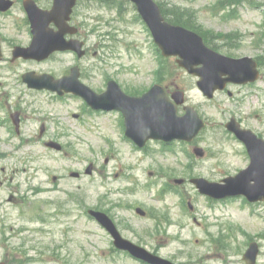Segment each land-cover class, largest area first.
<instances>
[{
  "label": "rangeland",
  "instance_id": "1",
  "mask_svg": "<svg viewBox=\"0 0 264 264\" xmlns=\"http://www.w3.org/2000/svg\"><path fill=\"white\" fill-rule=\"evenodd\" d=\"M159 1L194 15L199 31L208 40L221 42L220 52L264 62V19L259 10L242 4L232 16L231 6L224 11L219 0ZM77 8L81 39L85 37L91 47L103 46L96 57L91 54L79 60L72 53H61L43 62H12L13 47L28 45L32 35L22 3L0 12L4 53L0 60V175L7 179L0 184V261L144 264L114 250L109 233L85 214L86 209L99 208L114 218L124 238L171 264H247L243 255L251 241L260 245L255 264H264V202L254 206L241 200L211 202L189 180L199 176L220 180L249 164L244 145L225 124L232 116L241 117L244 127L264 137V77L257 90L233 87L234 98L218 93L208 100L198 89L196 77L180 69L174 58L159 56L149 29L131 5L122 4L121 14L95 1L82 0ZM227 34L234 36L224 43ZM75 64L90 70L83 81L100 92L108 78L133 94L159 80L178 85L208 126L191 143L153 141L140 150L125 140L116 112L91 117L83 114L82 100L32 90L21 80L28 70L60 76ZM16 110L23 118L19 134L8 122ZM43 122L48 131L39 137ZM49 139L64 145V152L48 149L44 143ZM193 146L203 148L204 156H196ZM91 164L93 173L87 175ZM72 171L82 176L71 178ZM182 178L184 183L175 182ZM138 206L148 214H138Z\"/></svg>",
  "mask_w": 264,
  "mask_h": 264
},
{
  "label": "water",
  "instance_id": "2",
  "mask_svg": "<svg viewBox=\"0 0 264 264\" xmlns=\"http://www.w3.org/2000/svg\"><path fill=\"white\" fill-rule=\"evenodd\" d=\"M133 1L137 3L140 14L151 29L163 54L179 56L177 61L181 66L190 73L199 75L201 79L198 85L207 96L213 97L214 91L217 88H224L227 81L246 82L256 78V62L252 58L234 59L222 55L207 47L202 36L197 32L165 20L160 6L154 0ZM75 3L76 0H54V7L51 10H44L39 8L34 0H26L25 6L32 23L34 39L28 48L16 47L14 58L23 56L43 60L56 50L67 49L79 51L82 55L84 53L81 49L82 42L78 40L67 42L64 38L67 32L76 31V28L68 25ZM10 6V1L2 0L0 9L7 10ZM53 22L58 30L50 27ZM78 77V67L72 68L71 75L60 80L54 79L49 74L36 75L34 72H29L23 75L24 81L32 88H47L59 93L64 90L74 91L96 109L121 108L127 116L128 135L140 145H143L149 137L192 140L204 126L203 120L191 106L186 107L187 114L179 116L177 105L159 85H155L141 97H133L124 94L115 81H110L108 91L97 95L81 83ZM173 97L177 103L184 102L183 91H176ZM13 118L18 124V115L15 114ZM227 127L246 143L252 159L251 165L236 176L226 178L224 184L209 182L206 179L193 181L202 192L216 198L245 194L251 200L264 199V140L257 138L252 131L242 129L235 120L228 123ZM49 145L60 148L55 143ZM196 152L202 154L201 149H196ZM88 172H91V168ZM72 175L77 176L78 173ZM92 214L111 232L118 248L129 250L135 257L153 264H169L166 260L124 238L105 213L92 211ZM258 252L257 243L252 242L245 254L248 264L256 263Z\"/></svg>",
  "mask_w": 264,
  "mask_h": 264
},
{
  "label": "trees",
  "instance_id": "3",
  "mask_svg": "<svg viewBox=\"0 0 264 264\" xmlns=\"http://www.w3.org/2000/svg\"><path fill=\"white\" fill-rule=\"evenodd\" d=\"M243 2H246L252 6L264 8V0H221L219 3L223 8H225L232 5H240ZM163 11L166 17L173 23L182 24L186 27L199 30L192 19L194 15H190L189 11L180 10L175 7L169 9L164 7ZM226 38H229V35H227ZM216 43L219 44V42Z\"/></svg>",
  "mask_w": 264,
  "mask_h": 264
},
{
  "label": "flooded vegetation",
  "instance_id": "4",
  "mask_svg": "<svg viewBox=\"0 0 264 264\" xmlns=\"http://www.w3.org/2000/svg\"><path fill=\"white\" fill-rule=\"evenodd\" d=\"M37 1H38V0H37ZM49 2L51 3V1H49ZM17 3H19V1H18V0H14V5H16ZM50 3H49V4H50ZM77 22H78V21L75 19V17L72 16L71 23H72V24H75V25H78ZM78 36H80V34H79ZM85 48H86V50H87V54H89V53L92 52V51H93V53H97V52H98V51L96 50V48H93V47L87 46V44H86ZM98 48H99V46H98ZM0 183H3V181H2L1 178H0Z\"/></svg>",
  "mask_w": 264,
  "mask_h": 264
}]
</instances>
